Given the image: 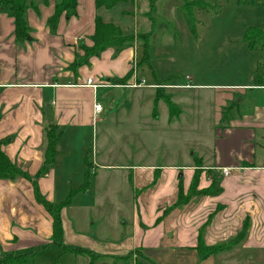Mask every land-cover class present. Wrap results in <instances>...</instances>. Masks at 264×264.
Here are the masks:
<instances>
[{
  "label": "crops",
  "instance_id": "0c3cea01",
  "mask_svg": "<svg viewBox=\"0 0 264 264\" xmlns=\"http://www.w3.org/2000/svg\"><path fill=\"white\" fill-rule=\"evenodd\" d=\"M136 1L129 2L131 8L121 12L125 16L132 15L134 21L133 26L121 30L125 34L138 32L139 24L133 16L137 11ZM37 4L38 13L32 10L26 13L32 41L23 47H18L13 40L12 19L0 12V140L8 139L2 151L28 177L0 180V259L7 253L37 249L32 259L38 260L37 264H58L56 259L60 258L65 259L60 264H90L91 260V264H134L136 260L144 264H237L232 257L226 260V253L218 254L216 259H201L196 243L212 211H230L229 221L239 212L242 213L238 219L245 220L255 211H264V95H261L264 74L256 81L253 79L251 84L224 87L236 97L244 90L255 95L246 99L249 102L246 112L230 118L217 113L216 140L212 149L194 158V163L163 167L156 164L118 166L109 162V154L103 148L99 153L97 150L88 152L83 141L89 140L88 135L91 138L95 123H104L103 108L95 118L93 114L94 102L100 104L98 92L154 91L152 86L157 82L145 84L143 88H126L113 82L128 73L131 76L126 83L145 81L139 79L138 73L143 66H137L141 57L137 45L106 48L98 56L86 58L82 65L71 66L84 55L80 47L91 46L89 37L94 33L97 12L105 9H97L94 0H77L76 15L61 17L54 32L46 25L54 2L43 5L37 1ZM87 79L106 87L95 90L82 87ZM188 87L196 86H176L178 90ZM217 88L214 87L216 90L222 87ZM155 94L153 107L159 105V100L155 104ZM215 97L219 100L218 109L228 101L235 107L245 100L234 101V96L224 94ZM110 101L108 106L116 102ZM172 102L176 105L173 96ZM132 106L133 103L124 106L125 111L129 113ZM181 116L169 117L167 129L175 123L187 125V119ZM127 118L124 115L120 120L125 123ZM134 123L135 128H140L136 118ZM51 127H56L60 134L54 162L40 173L47 148L46 131ZM133 155L127 152L121 158L132 161ZM90 156L97 169L91 172L86 189L78 191L85 180L86 161L92 164ZM136 160L139 163L141 158ZM196 165L212 170L216 174L214 177L223 180L219 186L221 191L216 196L176 206L178 179H182L185 194ZM222 169H230V175L221 177ZM180 171H187L186 176L179 174ZM117 176L121 179L115 183ZM32 182L37 184L41 196L52 204L64 202L72 191H77L60 211L62 242L65 246L91 252L93 258L65 252L52 244V220L35 202ZM209 182L210 177L205 175L200 185ZM219 215L221 212H214L213 226L224 224L218 219ZM263 217L262 214L255 224L264 226ZM157 218L160 222L155 224ZM229 236L233 233L224 238L213 233L205 240L219 245ZM256 241L260 243L254 244ZM263 248L264 233H261L246 235L233 250L235 253ZM44 255L47 258H43Z\"/></svg>",
  "mask_w": 264,
  "mask_h": 264
},
{
  "label": "rangeland",
  "instance_id": "374dc122",
  "mask_svg": "<svg viewBox=\"0 0 264 264\" xmlns=\"http://www.w3.org/2000/svg\"><path fill=\"white\" fill-rule=\"evenodd\" d=\"M201 1L206 3L202 4L205 10L194 11L195 32L193 33L188 29L181 11L182 0H137L135 6L137 11L133 14L139 24L137 33H151L148 49L151 69L143 65L138 73L139 79L143 78L145 84L160 82L166 85L164 92L174 97L179 109L178 114L184 116L188 124L175 123L174 127L167 129L170 115L163 99L158 98L159 105L153 107L154 94L156 93L155 97L161 95L156 89H153L154 91L121 89L115 92L112 90V93L111 90L99 91L98 102L104 109L101 116L104 123H95V131L91 132V138L88 135L89 140H83L88 152L97 150L99 153L103 148L109 154V162L118 166L122 164L186 166L194 163V158H200L201 154H207V151L212 149L216 140L214 122L218 112L222 117L229 118L246 112L249 103L246 99L255 93L244 90L243 94L236 97L232 91L224 87L251 84L253 79L256 81L264 74V34H258L253 39L256 42V44L253 42L254 48L250 47L244 39V33L249 28L264 30V7L234 6L227 4L226 0ZM125 6L128 8L125 9ZM130 8L131 4H120L114 9L97 12L96 17L125 31L126 26H133L134 21L132 15L125 16L121 12ZM140 43L141 41L138 42L139 45ZM134 83L138 81L133 80V83L122 84V87L131 88L130 85ZM178 85L196 87L178 90L176 88ZM214 87L222 88L216 90ZM220 94L234 96V101L239 98L245 100L235 107L228 101L226 105L218 109L219 100L215 95ZM261 95L263 97L264 92H261ZM111 99L116 102L108 106ZM131 103L133 106L128 113L124 106ZM124 115L128 118L127 122L122 123L120 119ZM135 118L140 128L134 127ZM154 118L157 119L153 120ZM127 152L134 154L132 161L121 158ZM138 157L141 158V163H137ZM89 162L92 163L90 172H94L97 165L92 156L89 157ZM180 173L186 176L187 171H180ZM212 175L216 174L212 173ZM118 179L121 178L118 176L114 178V180ZM219 180L218 186L223 181ZM215 211L221 212L218 219L224 223L222 226L212 225ZM215 211L209 215L206 214L207 221L201 230L202 242L197 240L196 246H200L203 252L204 248L214 246L221 250L217 248L218 250H212L210 254L204 252L208 253L204 259L209 257L216 259L218 254L226 253L228 254L226 260L232 257L231 260L234 258L237 264H264V248L259 251L238 250L234 253L233 249L236 245L232 244V240L242 230V222L248 225L246 235L264 233V226L255 224L259 217L264 215V211H255L250 216L248 213L246 215L250 218L245 220L238 219L237 216L242 213L239 212L230 221L227 218L230 211ZM213 233L222 235L223 238L226 234L233 233V236L223 239L222 244L213 243L212 245L205 239ZM259 243L260 241L254 242V244ZM43 258L47 257L44 255ZM63 259H56L57 263L60 264ZM37 261L32 260L28 264H37Z\"/></svg>",
  "mask_w": 264,
  "mask_h": 264
},
{
  "label": "trees",
  "instance_id": "16d2710c",
  "mask_svg": "<svg viewBox=\"0 0 264 264\" xmlns=\"http://www.w3.org/2000/svg\"><path fill=\"white\" fill-rule=\"evenodd\" d=\"M37 1H40L43 5H47L48 2H54V10L52 15L47 19V27L54 32L55 27L61 17L71 18L76 15L77 0H0V12L5 13L8 17L12 19L13 22V32L12 37L18 47H23L25 43L31 42L32 38L30 37V28L27 23L26 13L28 10H32L35 13H38V4ZM134 0H94L95 6L97 9L105 8L112 9L117 4L120 3H129ZM227 4L234 6H245V7H264V0H226ZM202 4H206L201 0L187 1L182 0L181 11L184 15L186 25L191 33L195 32V18L194 11L205 10V7ZM151 5V4H150ZM153 7V6H152ZM208 10V9H207ZM258 34H264V30L257 28H249L244 33V39L249 43L250 47L254 48L253 42L256 44L255 40L253 41ZM151 33L142 34H125L121 31L120 28L116 27L111 23H104L99 17L95 18V27L94 33L89 37L91 41V46H82L80 47L81 51L84 53L81 59H78L71 66H80L86 60V58L91 56H98L106 48H127L133 47L135 44L141 41L138 46L141 50V57L138 62V67L147 65L149 67V58H148V49H149V37ZM131 73H128L122 78L114 79V83L118 85L125 84L130 78ZM156 86H161L162 88H156L157 93L161 94L156 97L155 104L159 99H163L165 105L169 109L170 117L175 116L179 113V109L172 102V96L164 92L163 83L157 82ZM161 96V97H160ZM159 98V99H158ZM59 133L56 130V127H51L46 131V142L47 148L44 154V165L40 173L46 171V169L53 164L54 162V153L55 145L59 138ZM8 142L6 140H0V180H13L17 176L28 178L22 171H20L5 155L2 151L3 145ZM199 164V163H198ZM90 166L86 161L85 169V180L78 191H83L87 187L88 178L91 176ZM212 170H204L200 165H196V169L193 172V176L190 182V185L184 194L182 179H178L177 192H176V206L187 204L197 198L203 197H213L220 193L221 189L218 186V177L212 175ZM206 177H210L209 184L201 186L200 182ZM222 177V176H221ZM33 191H34V200L38 203L50 216L52 220V244L62 248L65 252H69L75 255H87L93 258V254L85 249L74 246H65L62 242V225L60 220V211L62 208L67 206L70 202L71 197L77 191H72L70 196L60 204H52L44 199L38 191L37 184L32 182ZM246 219V218H245ZM160 222V218H157L155 224ZM246 222L243 223L242 230L236 235L232 240V244L237 245L240 243L246 236L247 231ZM203 229V228H202ZM198 242H202V233L200 231ZM216 246L204 248V252L209 254L212 250H221ZM197 253L201 259H204L208 253H204L203 249L200 246H196ZM37 249H29L24 253H7L0 259V264H28L32 261ZM145 259L144 257H142ZM142 259V260H143ZM146 260V259H145ZM92 262V261H91ZM90 262V264H91ZM134 264H144L142 261L136 260Z\"/></svg>",
  "mask_w": 264,
  "mask_h": 264
},
{
  "label": "built area",
  "instance_id": "2783aa9c",
  "mask_svg": "<svg viewBox=\"0 0 264 264\" xmlns=\"http://www.w3.org/2000/svg\"><path fill=\"white\" fill-rule=\"evenodd\" d=\"M134 68H135V66H134ZM84 86L85 87H89V88H91L93 90H95L98 87H106L105 85H97V84L92 83L91 79H87L85 85H82V87H84ZM130 86H131V88H143V87H146V85H145L143 80L138 81V83H134V84H132ZM152 87L155 88V89L156 88H162L161 86H156V85H154ZM163 88H166V86H163ZM101 112H102V106L100 104H98L97 102H94V105H93L94 118H95L96 115L100 114ZM94 118H93V120H94ZM220 174H221L222 177H228L230 175V169H222L220 171Z\"/></svg>",
  "mask_w": 264,
  "mask_h": 264
}]
</instances>
